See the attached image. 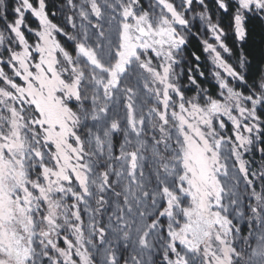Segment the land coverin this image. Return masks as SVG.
Wrapping results in <instances>:
<instances>
[{"label": "snow or ice", "instance_id": "obj_1", "mask_svg": "<svg viewBox=\"0 0 264 264\" xmlns=\"http://www.w3.org/2000/svg\"><path fill=\"white\" fill-rule=\"evenodd\" d=\"M213 4L0 0V264H264V0Z\"/></svg>", "mask_w": 264, "mask_h": 264}, {"label": "trees", "instance_id": "obj_2", "mask_svg": "<svg viewBox=\"0 0 264 264\" xmlns=\"http://www.w3.org/2000/svg\"><path fill=\"white\" fill-rule=\"evenodd\" d=\"M207 2L211 8L215 9L213 0H207ZM46 3L48 4L49 12L51 13L52 11L56 10L57 5H60L63 3V0H46ZM7 4H8V10H11L13 7V0H8ZM213 15L215 18V15H216L215 11L213 12ZM53 19H54V22L59 23L61 25H63L64 23L63 16H61L59 12H57V15L53 17ZM193 25H194L192 28L193 32L200 31L198 23L195 22ZM58 38L61 39V42H64L63 37H58ZM229 43L231 46L230 41ZM260 48H261V42L259 39V35L257 34V36L253 39V41L249 45V49L253 53V57H254L253 64L254 65L260 58ZM193 53H195L197 56L200 57L199 61L195 60L194 56L192 55ZM183 56L185 58V62L182 67L185 69V73L182 78V83L187 84V71H186L187 68L192 67L193 69H195V65L199 63L200 71L204 72V76L203 77L199 76V73L195 71L193 74L196 75L197 80L201 86L209 89L210 94L215 95L216 92L218 91V86L217 84L213 82L212 75L210 72L208 54L203 51V45L200 42V39H198L197 37H192L187 43V45L184 46ZM187 94L190 95L192 93L188 92ZM257 159H259V157H257Z\"/></svg>", "mask_w": 264, "mask_h": 264}, {"label": "rangeland", "instance_id": "obj_3", "mask_svg": "<svg viewBox=\"0 0 264 264\" xmlns=\"http://www.w3.org/2000/svg\"><path fill=\"white\" fill-rule=\"evenodd\" d=\"M7 3H8V0H7ZM15 4H16V0H13V7L15 6ZM193 7H194V10H195L196 13H198L201 10L198 5H195L194 4ZM7 13H8V16H9V20H11L12 19V16H13L12 11L11 10H8ZM188 16H189V18H193L194 13L189 12L188 13ZM195 22L199 24V28H200V31L199 32L203 34V38L209 39V42L214 43V40H212L210 38V35L205 31V28H204L203 24L199 21L198 17H196V18L193 19V24ZM26 23L29 24V25H31V27H33V28L37 27V21L33 17H31L30 14H26ZM2 26H3L2 25V22H0V27H2ZM26 36L28 37V39H29L30 42H32L35 39V37L31 33L27 32V31H26ZM207 54H208V60H209V64H210V72H212L213 71V65H212L211 60L209 58V53H207ZM212 79H213V82L215 84H217V82H216V80L214 79L213 76H212ZM217 86H218V84H217ZM60 246L61 247L64 246L62 242H61Z\"/></svg>", "mask_w": 264, "mask_h": 264}]
</instances>
